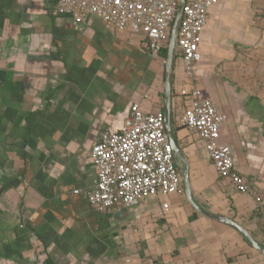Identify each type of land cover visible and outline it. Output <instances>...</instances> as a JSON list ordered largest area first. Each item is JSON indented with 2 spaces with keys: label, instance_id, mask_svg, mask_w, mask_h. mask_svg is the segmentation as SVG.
<instances>
[{
  "label": "crops",
  "instance_id": "obj_1",
  "mask_svg": "<svg viewBox=\"0 0 264 264\" xmlns=\"http://www.w3.org/2000/svg\"><path fill=\"white\" fill-rule=\"evenodd\" d=\"M56 2L0 0V264H264L237 230L200 215L183 189L135 207L89 205L91 150L102 134L119 132L134 103L164 116L168 44L155 53L145 36L91 15L74 25ZM199 52L188 79L174 49L176 168L198 207L264 248V0H214ZM193 88L227 116L220 141L255 200L216 173L183 125Z\"/></svg>",
  "mask_w": 264,
  "mask_h": 264
},
{
  "label": "built area",
  "instance_id": "obj_2",
  "mask_svg": "<svg viewBox=\"0 0 264 264\" xmlns=\"http://www.w3.org/2000/svg\"><path fill=\"white\" fill-rule=\"evenodd\" d=\"M214 0H190L182 7V19L175 43L185 76L194 78L200 61L199 43ZM180 8L178 0H57L56 11L74 25L95 16L116 31H129L149 40L153 52L168 44L171 28ZM146 94L143 99H147ZM183 125L204 143L216 173L239 193L255 200L249 184L234 168L231 148L220 141L227 116L201 90L193 88L184 109ZM95 179L85 197L99 211L118 205L135 207L154 196L168 197L182 192L183 182L175 164L173 147L165 130L162 113H145L132 104L119 132H104L91 150ZM264 232V212L260 219Z\"/></svg>",
  "mask_w": 264,
  "mask_h": 264
},
{
  "label": "water",
  "instance_id": "obj_3",
  "mask_svg": "<svg viewBox=\"0 0 264 264\" xmlns=\"http://www.w3.org/2000/svg\"><path fill=\"white\" fill-rule=\"evenodd\" d=\"M184 5V0H180V8L176 14L175 20L173 22L171 33L168 41V49H167V55L165 60V73H164V124H165V130L168 135V138L170 140V143L173 147L174 154L178 153V149L175 146V144L172 141L171 133H170V127H169V111H170V96H171V69L173 64V55H174V49H175V43L178 35V28L182 19V7ZM181 178L183 182V190L186 195V198L188 202L191 204V206L203 217L208 218L210 220H213L215 222L227 225L229 227H232L233 229L237 230L243 238L246 240V242L254 248L257 252L262 254L264 256V248L260 246L251 236L250 234L242 228L240 225L235 223L234 221L221 217L216 216L213 214H210L200 207H198L194 201L192 200V197L190 195V189H189V182H188V176L187 173L184 171L181 173Z\"/></svg>",
  "mask_w": 264,
  "mask_h": 264
},
{
  "label": "trees",
  "instance_id": "obj_4",
  "mask_svg": "<svg viewBox=\"0 0 264 264\" xmlns=\"http://www.w3.org/2000/svg\"><path fill=\"white\" fill-rule=\"evenodd\" d=\"M162 54H163V57H165V56H166V50H164V51L162 52Z\"/></svg>",
  "mask_w": 264,
  "mask_h": 264
}]
</instances>
